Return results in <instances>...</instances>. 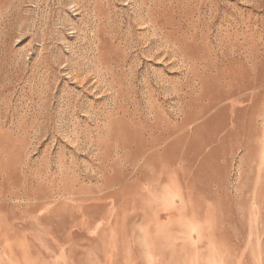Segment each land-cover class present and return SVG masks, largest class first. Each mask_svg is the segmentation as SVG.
<instances>
[{
    "label": "rangeland",
    "instance_id": "obj_1",
    "mask_svg": "<svg viewBox=\"0 0 264 264\" xmlns=\"http://www.w3.org/2000/svg\"><path fill=\"white\" fill-rule=\"evenodd\" d=\"M0 264H264V0H0Z\"/></svg>",
    "mask_w": 264,
    "mask_h": 264
}]
</instances>
